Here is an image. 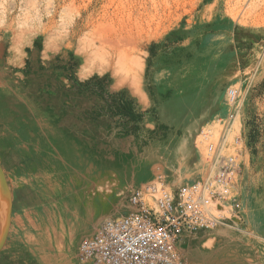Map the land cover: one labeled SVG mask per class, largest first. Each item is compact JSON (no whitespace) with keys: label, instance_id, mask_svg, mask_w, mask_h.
I'll use <instances>...</instances> for the list:
<instances>
[{"label":"rangeland","instance_id":"obj_1","mask_svg":"<svg viewBox=\"0 0 264 264\" xmlns=\"http://www.w3.org/2000/svg\"><path fill=\"white\" fill-rule=\"evenodd\" d=\"M13 1L11 15L0 11V170L7 201L0 213L4 216L8 209L10 215L0 264H91L80 257V242L104 218L132 210L128 191L202 181L206 159L199 165L191 162L195 139L214 111L222 116V128L230 114L235 117V109L241 122L234 149L240 165L232 189L217 195L212 213L219 223L184 239L178 252L181 264H264V0H240L250 12L233 25L237 0H162L163 7L171 6L168 13L163 7L157 12L161 17L143 12L127 34L117 27L77 31L65 26L63 31L60 23L77 18L74 11L88 0H75L74 11L65 9L66 2L64 15L61 7L51 13L41 8L35 15L27 0ZM123 17L134 22L136 14ZM33 18L42 24L50 18L54 25L41 30ZM72 33L79 39L93 36L95 47L102 39L115 40L123 54L131 48L138 53L144 62L146 103L123 86L115 88L109 73H79L82 62L74 50L57 43L74 47L78 38ZM47 34L58 40L44 56ZM16 44L24 55L19 46L14 49ZM55 90L63 91L59 94L65 99L59 109L48 105V93ZM81 114L87 123L79 125ZM78 158L96 165L95 175L106 173L105 181L72 189L64 169ZM19 165L26 172L15 176Z\"/></svg>","mask_w":264,"mask_h":264},{"label":"bare ground","instance_id":"obj_2","mask_svg":"<svg viewBox=\"0 0 264 264\" xmlns=\"http://www.w3.org/2000/svg\"><path fill=\"white\" fill-rule=\"evenodd\" d=\"M13 1V0H12ZM11 0H0V11L1 13H6L8 11V13L10 14V2H12ZM22 1V0H21ZM26 1V0H25ZM24 1V2H25ZM41 1H44V5L43 7L40 6ZM37 2V0H27L26 4L31 7V9L35 12L34 14L36 15L38 13L39 15V12L40 10H42L41 8H43V11H47L49 13H51V11H55L56 9H59L62 5L64 6V4L66 2L67 3V7L65 9L69 10L71 8V11H74L72 10V8L74 7V3H76L75 0H41ZM160 0H150L148 3L145 1V0H88L86 2H83L82 4V0H81V8L77 11H74L78 17L75 18L74 20H71L69 19V21H62L60 23V26H64V30L65 31V26H71L74 30H77V31H81V30H87L89 28H101V27H108V28H111V27H117L119 28V30L121 31L120 33H125L127 34L129 29L128 28H133V27H136L138 26V23L137 22L138 20H140V17L141 15L143 14V12L145 13V11L147 10H150L153 12V14H155V16L157 17H161V15L159 14L158 15V9H160L161 7H163L165 4L162 3L163 1L161 0V2H159ZM165 1V0H164ZM174 1V0H173ZM240 0H237L238 2V5H237V10H235L236 8L232 7L233 10L235 11L234 12V16L232 17L233 21H232V25L234 24V21H238L240 18V15H243V14H246L248 11H249V6L245 5L242 1V3H239ZM245 1V0H244ZM258 1V0H257ZM256 1V2H257ZM14 2V1H13ZM12 2V3H13ZM16 2V1H15ZM80 2V1H78ZM170 2V1H168ZM167 2V3H168ZM17 3V2H16ZM19 3V2H18ZM22 3V2H21ZM173 3V2H172ZM176 3V1H175ZM174 3V4H175ZM188 3V2H187ZM236 3V2H235ZM255 3V2H254ZM20 4V3H19ZM23 4V3H22ZM21 4V5H22ZM78 4V3H77ZM80 4V5H81ZM149 4V5H147ZM168 4H171V3H168ZM173 4V5H174ZM253 4V3H252ZM26 5V6H27ZM172 5V7H173ZM177 5V4H175ZM174 5V6H175ZM188 5V4H187ZM13 5L11 4V7ZM15 6V4H14ZM25 6V9H28L26 8ZM27 6V7H28ZM66 6V4H65ZM149 6V7H148ZM167 6V5H166ZM165 8L163 10L167 11L168 8H171L168 7V8ZM182 6V5H181ZM19 7V6H18ZM17 7V9H18ZM22 7H24L22 5ZM21 7V8H22ZM176 7V6H175ZM173 7V8H175ZM256 7V6H255ZM13 8V7H12ZM15 8V7H14ZM13 8V9H14ZM63 8V9H64ZM77 7H75L76 9ZM177 8V7H176ZM175 8V9H176ZM183 8V7H182ZM231 8V9H232ZM258 8V7H257ZM256 8V9H257ZM12 9V10H13ZM16 9V10H17ZM30 9V8H29ZM28 9V10H29ZM62 9V7L60 8ZM62 9V10H63ZM65 9H64V12H63V15L65 13ZM229 9V8H228ZM259 9V8H258ZM31 10V11H32ZM61 10V11H62ZM163 10L161 11V13L163 12ZM174 10V9H173ZM181 10V9H180ZM22 11V10H21ZM30 11V10H29ZM32 11V12H33ZM42 11V13L44 14V12ZM149 11V12H150ZM164 11V12H165ZM172 11V10H171ZM189 11V10H188ZM187 11V12H188ZM232 11V10H231ZM229 11V12H231ZM15 12V11H14ZM17 12V11H16ZM26 12L28 11H25L24 13V16L28 15L26 14ZM67 12V11H66ZM160 12V10H159ZM169 11H167L168 13ZM250 12V11H249ZM19 13V12H18ZM30 13V12H29ZM60 13V12H58ZM73 13V12H72ZM74 13V14H75ZM136 14V17L134 19V22H131L130 21H127V19H123L126 14V16L128 17H131L133 14ZM7 14V15H9ZM14 14V13H13ZM48 14V13H47ZM68 17L69 16V11L67 12ZM71 14V13H70ZM74 16H77L76 14ZM174 14V13H173ZM6 15V16H7ZM11 15V14H10ZM45 15V14H44ZM51 15V14H50ZM50 15H47V16H50ZM62 15V14H61ZM178 15V14H177ZM176 15V16H177ZM3 16V15H2ZM17 16V15H16ZM20 16V15H19ZM18 16V17H19ZM31 16V15H30ZM29 16V18H31ZM42 16V14H41ZM145 16V14H144ZM151 16V15H150ZM150 16L148 18H150ZM154 16V15H153ZM175 16V18H176ZM5 17V15H4ZM13 17V16H12ZM21 17V16H20ZM32 17H34L32 15ZM55 16H53L54 18ZM59 17V16H58ZM61 17V16H60ZM65 17V16H64ZM147 17V16H146ZM145 17V18H146ZM166 17V15L164 16L163 14V18ZM190 17V16H189ZM244 17V16H243ZM7 18V17H6ZM25 18V17H24ZM28 18V16H27ZM44 18V17H43ZM51 18V17H50ZM49 18V19H50ZM57 18V17H56ZM55 18V19H56ZM63 18V17H62ZM67 19V17H65ZM155 18V17H153ZM162 18V19H163ZM2 20V18H0ZM13 19V18H11ZM17 19V18H16ZM34 21L33 24L35 25H39V26H42L41 30L42 29H49V26L52 24L53 21L49 20L47 22H45V19L43 20V24H42V21H38L35 20V18H33ZM152 19V18H151ZM170 19V18H169ZM238 19V20H237ZM242 19V18H241ZM7 20V19H6ZM15 20V19H14ZM20 20V19H19ZM22 20V19H21ZM24 20V19H23ZM40 20V19H39ZM59 20H62V19H59ZM58 18H57V21H59ZM71 20V21H70ZM126 20V21H124ZM142 20V19H141ZM140 20V21H141ZM154 20V19H153ZM167 20V19H166ZM174 20V19H173ZM3 21V20H2ZM10 21V20H9ZM13 21V20H11ZM55 21V22H57ZM143 21H145L143 19ZM150 21V20H149ZM205 21V20H204ZM222 21V20H221ZM220 21V22H221ZM17 22V21H16ZM23 22H30L27 21H23ZM219 22V23H220ZM239 22V21H238ZM8 23V22H7ZM13 23V22H11ZM15 23V22H14ZM13 23V25H14ZM59 23V22H58ZM222 23V22H221ZM241 23V21H240ZM18 24V23H16ZM20 24V23H19ZM28 24H31V23H27ZM33 24L30 26L32 27ZM9 25V24H8ZM21 25V24H20ZM23 25H25L23 23ZM21 25V26H23ZM53 25H54V22H53ZM59 25V24H57ZM140 25V24H139ZM241 25V24H240ZM2 26V25H1ZM11 26V24H10ZM14 26H17V25H14ZM13 26V27H14ZM52 26V25H51ZM28 27V28H30ZM36 27V26H34ZM45 27V28H43ZM56 27V26H55ZM128 27V28H127ZM188 27V26H187ZM232 27V26H231ZM11 28V27H9ZM54 28V27H53ZM69 28V27H68ZM71 28V29H72ZM125 28H127V31H125ZM34 29V28H33ZM70 29V28H69ZM32 30V29H31ZM35 30V29H34ZM50 30V29H49ZM62 30V29H61ZM131 30V29H130ZM132 31V30H131ZM29 32V31H28ZM31 32V31H30ZM42 34H43V31H40ZM39 32V33H40ZM45 32V31H44ZM56 32V31H55ZM49 33V32H48ZM51 33V32H50ZM63 34V32H60ZM79 33V32H78ZM81 33V32H80ZM79 33V35H80ZM86 33V32H85ZM33 34V33H32ZM45 34V33H44ZM53 34V33H52ZM58 34V32H57ZM56 34V35H57ZM65 34V33H64ZM73 34V33H72ZM35 35V33H34ZM33 35V36H34ZM55 35V34H54ZM60 35V34H59ZM74 35V34H73ZM72 35V36H73ZM89 35V34H88ZM51 34H47V37H46V44H45V50H44V53H42L44 56H47L48 52L52 49H50L53 45V43H55L57 40H55L54 38H51L50 37ZM65 35H63L64 37ZM77 38H78V35H76ZM74 35V37H76ZM91 35H89L90 37ZM56 37V36H55ZM59 37V36H58ZM93 37V36H92ZM91 37V40H93ZM20 38V37H19ZM24 38V37H23ZM27 38V37H26ZM34 38V37H33ZM57 38V37H56ZM62 38V37H61ZM60 38V39H61ZM22 39V38H21ZM30 39V38H29ZM45 39V38H44ZM72 39V42H73V38ZM70 38H68V41L71 40ZM18 40V39H17ZM66 40V38L63 39V41ZM77 40V39H76ZM90 39H88V37H83V39H79L78 38V41L75 42L77 43L74 47L71 45V44H60V41L57 42L59 43L60 46H64L63 48H66V49H69V50H74L75 52V57L78 58L79 61L82 62V66H81V69H80V72L82 75L84 76H89L93 73H97V74H104V73H109L110 76L112 77L113 79V82H114V87L115 88H118V87H125L128 91V93L131 95L132 98H135L136 100L139 101V103H143L145 104L146 103V94H145V90H144V86H143V70H144V62L142 61L143 59H141V57H139L138 53L137 54H134L133 53V49L131 48L130 52H128V55L127 54H123L122 52H120L119 48L118 47H121L118 45V43H116L115 40L113 41H109V40H103L102 39V42L100 43V46L99 47H95V44H94V41H91ZM27 41V40H25ZM75 41V39H74ZM19 42V41H18ZM24 42V41H23ZM44 42V41H43ZM67 42V41H66ZM17 43V42H16ZM22 43V42H21ZM26 43H28V45L30 44V40H28ZM25 43V44H26ZM56 44V43H55ZM136 45V44H135ZM16 46H19V45H15L14 49L16 50L17 47ZM56 46V45H55ZM108 46H111L110 47V50H107ZM21 45L19 46V50L20 49ZM27 47V46H26ZM29 48V47H28ZM44 48V47H43ZM55 49V47H53ZM57 48V47H56ZM62 49V48H61ZM147 49V48H146ZM145 49V50H146ZM18 50V51H19ZM25 50V49H24ZM24 50H21L20 51V56L24 55ZM57 50V49H56ZM135 52V51H134ZM136 53V52H135ZM17 54V53H16ZM14 56H16L14 54ZM142 56V55H141ZM144 57V56H143ZM142 57V58H143ZM19 58V56H18ZM145 59V58H144ZM16 60V59H15ZM47 60V59H46ZM45 60V61H46ZM13 62V61H12ZM15 62V61H14ZM20 65V64H18ZM56 92V93H54ZM52 91V92H49V98L47 100H49L48 102V105L49 107L52 109V108H58L63 104V102L65 101V99L63 98V96L59 93L63 92V91H58V90H55V91ZM46 94V95H48ZM75 97H72V99H74ZM1 100V99H0ZM77 100V99H76ZM6 101V100H5ZM79 102V101H78ZM3 103V102H1ZM67 104V103H66ZM71 108L75 106V102L73 104L69 103ZM4 107V104L1 105V107ZM5 108V107H4ZM47 108V107H46ZM8 109H10L8 111ZM8 109L6 111H8V113L10 114H13V109L9 106ZM1 110V108H0ZM235 112V117H233L231 119V121L228 123V124H225L222 125V128L220 127V124H221V121H222V116L220 115L219 113V110L217 111H214L212 114H211V117H210V122L202 125L201 127V130H200V133L197 135L196 139H195V146H194V151L192 153V156H191V162H196V165L198 164H202L201 162L203 161V159H206L204 160V168H203V171L201 173V179L202 180L201 182L198 181V182H194L192 184H195V183H199V186H198V189L200 191L203 192H206L207 190V186L209 185V183H211V180H213V171H214V166L213 164L212 165H207V161H209V154H208V147L210 146V143H213V144H218L220 143L222 146H220L219 144L217 145L222 147V149H220V153L226 157L227 161H229V163H231L232 165H234L235 167H238L239 168V157H238V152H234L235 148L238 147V144H239V139L236 137L238 136V134L241 132V122H240V118H239V110L238 109H235L234 110ZM28 113V112H27ZM3 114V113H2ZM20 114V113H19ZM23 115V114H22ZM19 116V115H18ZM3 118H5V114H3L2 116ZM29 117V116H28ZM82 114L79 118V125H82V124H85L87 123V121H81L82 120ZM165 117V116H164ZM51 119L53 121L56 120V117H53V115L51 116ZM63 120V119H61ZM228 120V119H227ZM173 121V120H172ZM29 123V122H28ZM3 124V123H2ZM72 124V123H71ZM186 124V123H185ZM4 125V124H3ZM75 126V125H74ZM97 126V125H96ZM6 127V126H5ZM221 128V129H220ZM29 130V129H28ZM20 135V134H19ZM18 135V136H19ZM30 137V136H29ZM16 138V137H15ZM18 139V138H16ZM9 140V139H8ZM20 141V139H19ZM24 141V140H23ZM17 145V144H16ZM35 145V143L33 144ZM203 145H206L205 146V155L203 158L199 157V155L201 156V150L203 149ZM10 146V145H9ZM15 146V145H14ZM216 146V145H215ZM115 148V147H114ZM117 148V147H116ZM23 150V148H19V149H16L17 152H21ZM237 150V149H236ZM11 151V150H10ZM110 151V150H109ZM115 151V150H114ZM163 152V151H162ZM120 153V152H118ZM143 153V151H142ZM123 154V153H122ZM4 155V154H3ZM8 156V155H7ZM6 156V157H7ZM31 156V155H30ZM129 156V155H128ZM118 157V156H117ZM123 158V157H122ZM127 158V157H126ZM56 159V158H55ZM58 162V161H57ZM63 163V162H62ZM35 166V165H34ZM194 167V165H192ZM27 167L25 165L21 166L19 165L17 169H14L13 171V175H17V176H20L22 173L26 172L25 169ZM96 168V165H94L91 161L89 160H86L84 161L83 159H75L73 161H71V163L68 165V167H66L65 170V176L64 178L70 182L71 185H69L72 189L73 187H77V186H84L83 183L86 182V184L88 185V187H91L92 184H95L97 181L98 183H102L105 181L106 179V173L100 171L99 172V176L95 175V169ZM39 169V168H38ZM58 169V168H56ZM46 170V169H45ZM50 170V169H49ZM63 170V169H62ZM63 170V171H64ZM197 170V167L196 169ZM213 170V171H212ZM47 171V170H46ZM150 171V170H149ZM154 171L152 170V173ZM59 175H61L62 173L59 172L58 173ZM156 175V174H155ZM45 176V175H44ZM162 176V175H161ZM212 177V178H211ZM235 179V177H234ZM37 180V179H36ZM173 181V180H172ZM33 183V182H32ZM67 183V182H66ZM34 184V183H33ZM42 184V183H41ZM24 185V184H23ZM39 186V185H38ZM94 186V185H93ZM105 186V185H104ZM152 186L153 190L150 189L149 187L147 188V193L146 195L148 196L147 199H146V202L148 204H153L155 205V201H157L161 195L160 193V190L162 188H158L156 185L152 184L150 185ZM186 186H189V185H186ZM28 187V186H27ZM161 187V186H160ZM99 188V187H98ZM164 189H166L167 191H172L171 189L167 188V187H164ZM61 190V189H60ZM38 195V194H37ZM15 197V196H14ZM152 199H151V198ZM89 198V197H88ZM93 198V196H92ZM210 199V198H209ZM24 201V200H23ZM204 199H202L201 203L203 204L202 207H203V210L205 211L206 213V216L209 217V221H211L212 223H219V219L216 217H213L212 213H211V210L216 209L215 206H216V200L214 199H210L208 203H204ZM27 203V202H26ZM14 204V203H13ZM16 204V203H15ZM71 206L74 207L76 206L77 207V204H74L73 202L71 203ZM13 207V206H12ZM16 207V206H15ZM15 210V209H14ZM215 211V210H214ZM211 213V214H210ZM9 216H6V217H2L0 219V242H2V245L1 247L3 246V243L6 239V235H7V229H8V223H9ZM67 219V218H66ZM202 230V229H201ZM248 231V230H247ZM248 235V234H247ZM9 239V238H8ZM11 249V248H10ZM17 250V249H16ZM9 252V251H8ZM18 253V252H17ZM10 254V253H9ZM30 258V257H29ZM24 260V259H23ZM6 264V263H5Z\"/></svg>","mask_w":264,"mask_h":264},{"label":"built area","instance_id":"obj_3","mask_svg":"<svg viewBox=\"0 0 264 264\" xmlns=\"http://www.w3.org/2000/svg\"><path fill=\"white\" fill-rule=\"evenodd\" d=\"M232 118L230 114L229 122ZM218 144L210 143L208 147L207 165L213 164L214 175L206 192L198 189L199 183L172 191L162 187L153 205L146 202L147 188L153 190L152 186L131 189L126 199L132 210L105 219L93 235L80 242V257L91 264H181L178 252L181 242L217 223L209 221L202 199L204 203L210 199L217 202V195H226L234 184L238 169L220 153L222 147H217Z\"/></svg>","mask_w":264,"mask_h":264},{"label":"water","instance_id":"obj_4","mask_svg":"<svg viewBox=\"0 0 264 264\" xmlns=\"http://www.w3.org/2000/svg\"><path fill=\"white\" fill-rule=\"evenodd\" d=\"M7 204V201H6V188H5V182H4V177L2 175V172L0 170V206H6ZM8 208V206H7ZM5 209V208H4ZM3 213L1 212L0 213V218H4L6 216H9V213H8V209L6 210L4 216H2ZM1 241V240H0ZM3 242V241H2ZM2 242H0V249H1V245H2Z\"/></svg>","mask_w":264,"mask_h":264},{"label":"crops","instance_id":"obj_5","mask_svg":"<svg viewBox=\"0 0 264 264\" xmlns=\"http://www.w3.org/2000/svg\"><path fill=\"white\" fill-rule=\"evenodd\" d=\"M107 218H113V217H106V218H104V219L101 221V223H102L105 219H107ZM101 223H100V224H101ZM100 224L98 225V227L100 226ZM98 227H97V229H98ZM97 229H96V230H97ZM93 234H94V233H92V235H93ZM90 236H91V235H90ZM88 237H89V236H88Z\"/></svg>","mask_w":264,"mask_h":264}]
</instances>
